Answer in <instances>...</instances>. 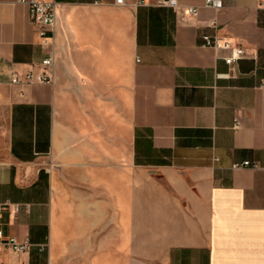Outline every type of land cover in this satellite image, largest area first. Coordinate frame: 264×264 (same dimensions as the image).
Segmentation results:
<instances>
[{
    "label": "crops",
    "instance_id": "1",
    "mask_svg": "<svg viewBox=\"0 0 264 264\" xmlns=\"http://www.w3.org/2000/svg\"><path fill=\"white\" fill-rule=\"evenodd\" d=\"M43 1L48 48L0 0V264H264L263 0Z\"/></svg>",
    "mask_w": 264,
    "mask_h": 264
},
{
    "label": "built area",
    "instance_id": "2",
    "mask_svg": "<svg viewBox=\"0 0 264 264\" xmlns=\"http://www.w3.org/2000/svg\"><path fill=\"white\" fill-rule=\"evenodd\" d=\"M18 3L24 5L27 8L28 19L31 24L38 28V35L42 40V45L45 48L49 47V41L52 39L53 27L56 23L57 18V3L53 1L43 0H18ZM115 5L122 6L123 0H115ZM158 6H167L173 9L178 7L176 0H158L156 3ZM205 7L219 11L223 7L222 0H204ZM261 7L264 8V0L261 3ZM187 12L191 16L197 15L196 8H188ZM202 45L201 47L211 48L214 50H225L228 55L224 58V62L227 65L229 71H232L234 65L244 56V52L241 48L232 44L229 41H224L215 35L205 34L201 36ZM52 58L51 53L42 60L41 66L43 67L42 74L34 77L31 73L25 75L24 83L30 84L33 81L41 83H49L51 77L46 70L51 66ZM20 79L17 75L12 78V83H20ZM241 167H251L257 169V164H251L248 161L243 163H236L232 166L233 169ZM0 205V211H1ZM14 211H17V206H14ZM32 243L28 239L19 240L15 237H5L0 231V251L10 250L15 254L28 253L32 247ZM40 249H43L45 245H38Z\"/></svg>",
    "mask_w": 264,
    "mask_h": 264
}]
</instances>
